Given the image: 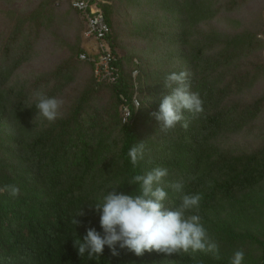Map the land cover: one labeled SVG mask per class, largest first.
Returning a JSON list of instances; mask_svg holds the SVG:
<instances>
[{"label": "trees", "instance_id": "16d2710c", "mask_svg": "<svg viewBox=\"0 0 264 264\" xmlns=\"http://www.w3.org/2000/svg\"><path fill=\"white\" fill-rule=\"evenodd\" d=\"M13 1L0 0L8 6L0 8V189L15 185L20 194L0 191V264H231L247 243L238 228L255 212L252 194L264 182V145L248 154L230 145L243 133L253 135L264 111V95L246 99L264 78V43L250 22L232 16L248 0H104L112 51L119 21L122 34L139 44L132 50L119 47L124 54H119L114 85L97 83L93 64L78 58L84 51L79 37L65 45L68 56L52 70L21 76L45 31L54 33L55 26L72 20L70 15L80 14L68 0L60 7L55 0H40L28 12L10 6ZM62 6L67 9L57 12ZM215 20L226 29L204 27ZM80 63L88 66L90 77L71 113L55 122L36 116L34 92L61 98L79 79ZM134 68L140 106L132 107L123 123L120 95L131 100ZM182 70L189 72L204 111H185L188 128L178 123L163 133L151 113L170 94L165 76ZM255 138L263 140L264 131ZM138 142L145 143V156L133 165L128 152ZM156 167L168 169V206H178L183 194L202 196L199 215L219 245V258L201 251L136 256L119 248L114 257L107 246L99 259L87 253L80 257L74 240L89 227L103 234L99 213L90 206L115 186L139 194V186L129 181ZM176 182H183L182 191L169 187ZM81 209L84 215L76 217Z\"/></svg>", "mask_w": 264, "mask_h": 264}, {"label": "clouds", "instance_id": "9594fccd", "mask_svg": "<svg viewBox=\"0 0 264 264\" xmlns=\"http://www.w3.org/2000/svg\"><path fill=\"white\" fill-rule=\"evenodd\" d=\"M189 75L188 71L182 70L172 72L164 78V87L170 90V94L163 97L159 111L151 113L159 122L163 133L174 129L178 123L187 129L189 123L184 116L185 111L193 115L204 111L199 92L191 90ZM33 95L36 116L55 122L61 115L64 100L48 96L43 91H36ZM128 156L133 165L143 160L145 143L138 142L131 147ZM167 176L168 169L163 167H156L142 175L137 174L129 184L138 185L139 194H125L117 191L119 186H115L99 202L90 206L99 213L103 234L89 227L82 239L74 240L78 255L82 257L87 253L89 259H99L107 246L114 257L120 255L119 248L127 249L136 256L152 251L169 256L201 251L211 253L218 259L219 245L209 236L199 215L202 196L183 194L178 206H168L169 194L164 187V178ZM169 187L180 192L184 184L176 182ZM0 191H8L12 196L20 194L19 187L15 185H5ZM83 215L84 211L81 209L76 217ZM76 217L71 222L77 226L80 221ZM243 259L244 251L237 250L231 264H242Z\"/></svg>", "mask_w": 264, "mask_h": 264}, {"label": "rangeland", "instance_id": "374dc122", "mask_svg": "<svg viewBox=\"0 0 264 264\" xmlns=\"http://www.w3.org/2000/svg\"><path fill=\"white\" fill-rule=\"evenodd\" d=\"M39 1L40 0H14L10 6L28 12L34 9ZM60 1L64 4L66 0ZM61 3L59 5H61ZM2 7L8 6L1 4L0 2V8ZM66 9V6H62V8L57 9V12L62 13ZM232 16L241 19L244 22H250L255 28H257L259 34L264 30V0H248V4L237 13L232 14ZM68 19L69 18H66V20ZM70 19H72L70 22H64L59 26H55L53 28L56 29L54 33H51V31H45L43 35L44 37H42L43 41L38 42L37 47L34 48L35 55L32 60L25 64L24 68L20 70L21 76H25L30 72H34L33 74H39L40 72L42 73L52 70L61 60L68 56V50L65 45L74 44L78 37L80 38V47L85 46L87 49L91 48V43H85L82 38L84 24L82 23L81 18L78 16H74L73 18V15H70ZM122 24L123 22L120 21L115 24V28H113L112 31V37L115 38L118 43L115 47L116 52L123 56L124 50L119 47H123L126 50H132L138 47L139 44L131 42L127 36L122 34V26H124ZM204 27L206 29H226L225 23L217 20L208 23ZM257 61L262 62L259 55L257 56ZM80 64L82 70L79 79H77L76 83L67 89L61 97L64 100V104L60 109L61 117L71 113L80 92L88 84L90 71L86 64ZM261 95H264V78L256 84L253 90L246 96V99L257 98ZM262 131H264V111L262 117H260L252 127L253 135L243 133L234 137L230 142V145L236 147L237 151L243 154H248L254 150L256 151V149L264 145V139L258 140L255 138L257 135L261 137ZM252 196L257 201L256 210L251 213L247 222L238 228L239 231L242 229L241 233L247 238L246 245L242 248H238V250L242 249L244 251L242 264H261V256L264 248V182L262 185L255 188Z\"/></svg>", "mask_w": 264, "mask_h": 264}, {"label": "built area", "instance_id": "2783aa9c", "mask_svg": "<svg viewBox=\"0 0 264 264\" xmlns=\"http://www.w3.org/2000/svg\"><path fill=\"white\" fill-rule=\"evenodd\" d=\"M70 7L75 9L84 24L82 38L85 43H91V48L83 47L84 51L80 52L78 58L93 64V77L97 83L114 85L118 82L120 74L117 62L120 58L119 53L112 51L107 41L110 28L105 20L101 4L104 0H68ZM61 1H55L54 5L59 7ZM264 43V30L257 35ZM261 58L264 61V46L261 50ZM139 71L134 68L131 72V78L135 91L131 100L127 102L123 95H120L122 105L120 115L122 122H127L131 116V108L137 109L140 106L138 93L136 91L137 76Z\"/></svg>", "mask_w": 264, "mask_h": 264}]
</instances>
